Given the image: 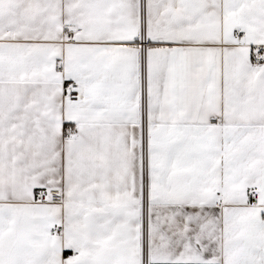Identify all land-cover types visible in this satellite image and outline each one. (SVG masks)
I'll return each instance as SVG.
<instances>
[{
    "label": "snow or ice",
    "instance_id": "snow-or-ice-1",
    "mask_svg": "<svg viewBox=\"0 0 264 264\" xmlns=\"http://www.w3.org/2000/svg\"><path fill=\"white\" fill-rule=\"evenodd\" d=\"M0 264H264V0H0Z\"/></svg>",
    "mask_w": 264,
    "mask_h": 264
}]
</instances>
